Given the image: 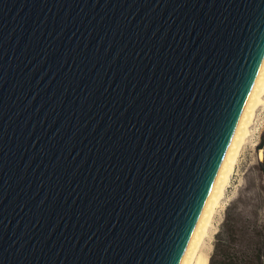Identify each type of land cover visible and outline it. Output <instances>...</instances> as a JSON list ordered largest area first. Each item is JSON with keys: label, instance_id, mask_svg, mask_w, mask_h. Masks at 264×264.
Returning <instances> with one entry per match:
<instances>
[{"label": "water", "instance_id": "95a60500", "mask_svg": "<svg viewBox=\"0 0 264 264\" xmlns=\"http://www.w3.org/2000/svg\"><path fill=\"white\" fill-rule=\"evenodd\" d=\"M264 60V0H0V264H180Z\"/></svg>", "mask_w": 264, "mask_h": 264}, {"label": "rangeland", "instance_id": "374dc122", "mask_svg": "<svg viewBox=\"0 0 264 264\" xmlns=\"http://www.w3.org/2000/svg\"><path fill=\"white\" fill-rule=\"evenodd\" d=\"M264 105L257 112L251 135L243 148L236 170L226 188L222 206L213 219L208 239V253L214 251L216 235L228 218L239 233L242 243L255 230L264 231Z\"/></svg>", "mask_w": 264, "mask_h": 264}, {"label": "bare ground", "instance_id": "6f19581e", "mask_svg": "<svg viewBox=\"0 0 264 264\" xmlns=\"http://www.w3.org/2000/svg\"><path fill=\"white\" fill-rule=\"evenodd\" d=\"M264 105V60L222 162L214 185L208 196L190 243L180 264H209L208 239L216 212L222 206L226 188L236 170L243 148L251 135V126L258 109ZM264 150L261 151V157Z\"/></svg>", "mask_w": 264, "mask_h": 264}, {"label": "trees", "instance_id": "16d2710c", "mask_svg": "<svg viewBox=\"0 0 264 264\" xmlns=\"http://www.w3.org/2000/svg\"><path fill=\"white\" fill-rule=\"evenodd\" d=\"M209 264H264V231H253L242 243L238 230L226 218L216 235Z\"/></svg>", "mask_w": 264, "mask_h": 264}]
</instances>
